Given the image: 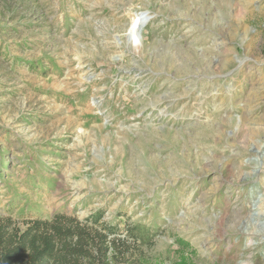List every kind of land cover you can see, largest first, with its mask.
<instances>
[{
    "label": "rangeland",
    "instance_id": "rangeland-1",
    "mask_svg": "<svg viewBox=\"0 0 264 264\" xmlns=\"http://www.w3.org/2000/svg\"><path fill=\"white\" fill-rule=\"evenodd\" d=\"M57 213L264 264V0H0V218Z\"/></svg>",
    "mask_w": 264,
    "mask_h": 264
},
{
    "label": "trees",
    "instance_id": "trees-1",
    "mask_svg": "<svg viewBox=\"0 0 264 264\" xmlns=\"http://www.w3.org/2000/svg\"><path fill=\"white\" fill-rule=\"evenodd\" d=\"M5 220L0 218V264H120L137 252L118 236L109 239L119 233L117 226L103 224L106 233L92 231L77 218L57 213L50 220L28 221L26 229L13 232ZM130 232L136 235L134 228ZM176 242L181 251L190 249L186 239L178 237ZM181 258L173 264H191L185 254Z\"/></svg>",
    "mask_w": 264,
    "mask_h": 264
},
{
    "label": "bare ground",
    "instance_id": "bare-ground-1",
    "mask_svg": "<svg viewBox=\"0 0 264 264\" xmlns=\"http://www.w3.org/2000/svg\"><path fill=\"white\" fill-rule=\"evenodd\" d=\"M138 16H139V15H138ZM140 20H141V19H140ZM138 21H139V20H138ZM138 26H139L138 28L142 27V22H139V23H138Z\"/></svg>",
    "mask_w": 264,
    "mask_h": 264
}]
</instances>
